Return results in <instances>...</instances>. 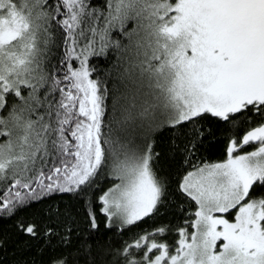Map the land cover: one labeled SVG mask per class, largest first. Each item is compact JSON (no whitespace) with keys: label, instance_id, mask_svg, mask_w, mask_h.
I'll list each match as a JSON object with an SVG mask.
<instances>
[{"label":"snow or ice","instance_id":"snow-or-ice-1","mask_svg":"<svg viewBox=\"0 0 264 264\" xmlns=\"http://www.w3.org/2000/svg\"><path fill=\"white\" fill-rule=\"evenodd\" d=\"M4 222L0 264H264V0H0Z\"/></svg>","mask_w":264,"mask_h":264},{"label":"trees","instance_id":"trees-1","mask_svg":"<svg viewBox=\"0 0 264 264\" xmlns=\"http://www.w3.org/2000/svg\"><path fill=\"white\" fill-rule=\"evenodd\" d=\"M93 2L97 5H100L103 3V0H93ZM163 142H164V138H162L161 140V143ZM220 148H222V146H217L216 148L210 149L208 153H206L207 157L211 160L219 159ZM9 227L10 224L8 222H4L2 225H0V229L5 230V232ZM141 227H143V225ZM18 259H19L18 254L15 253L11 247H9L3 254L4 264H15V261Z\"/></svg>","mask_w":264,"mask_h":264}]
</instances>
